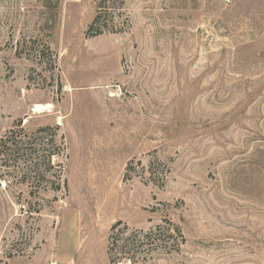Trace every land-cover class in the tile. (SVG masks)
<instances>
[{
    "label": "rangeland",
    "instance_id": "obj_1",
    "mask_svg": "<svg viewBox=\"0 0 264 264\" xmlns=\"http://www.w3.org/2000/svg\"><path fill=\"white\" fill-rule=\"evenodd\" d=\"M119 221L264 264V0H0V264H111Z\"/></svg>",
    "mask_w": 264,
    "mask_h": 264
},
{
    "label": "trees",
    "instance_id": "obj_2",
    "mask_svg": "<svg viewBox=\"0 0 264 264\" xmlns=\"http://www.w3.org/2000/svg\"><path fill=\"white\" fill-rule=\"evenodd\" d=\"M103 14L102 10L98 9L90 24V31L94 30L95 26L100 24L99 22L105 17ZM108 27L109 25H106L105 28ZM98 31L102 33L103 26L99 27ZM174 232L183 238V233L180 228H174ZM155 238L151 232H144L137 229L130 230L121 221L117 222L112 228L108 248L111 264H120L121 262L127 264H148V258L157 246V238Z\"/></svg>",
    "mask_w": 264,
    "mask_h": 264
},
{
    "label": "bare ground",
    "instance_id": "obj_3",
    "mask_svg": "<svg viewBox=\"0 0 264 264\" xmlns=\"http://www.w3.org/2000/svg\"><path fill=\"white\" fill-rule=\"evenodd\" d=\"M48 105H49L48 103H46V104H44V105L37 104V105H36V109L41 111L43 108H47ZM50 108H51V107H50Z\"/></svg>",
    "mask_w": 264,
    "mask_h": 264
}]
</instances>
